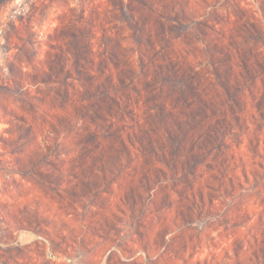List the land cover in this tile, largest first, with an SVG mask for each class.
<instances>
[{
    "label": "rangeland",
    "instance_id": "rangeland-1",
    "mask_svg": "<svg viewBox=\"0 0 264 264\" xmlns=\"http://www.w3.org/2000/svg\"><path fill=\"white\" fill-rule=\"evenodd\" d=\"M0 264H264V0H0Z\"/></svg>",
    "mask_w": 264,
    "mask_h": 264
}]
</instances>
